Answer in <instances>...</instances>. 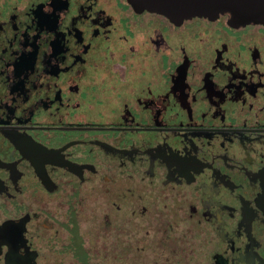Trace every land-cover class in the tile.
Listing matches in <instances>:
<instances>
[{
    "label": "flooded vegetation",
    "instance_id": "flooded-vegetation-1",
    "mask_svg": "<svg viewBox=\"0 0 264 264\" xmlns=\"http://www.w3.org/2000/svg\"><path fill=\"white\" fill-rule=\"evenodd\" d=\"M138 1L0 0V264L77 257L74 205L55 246L59 194L92 185L138 199L149 186L133 208L156 214L169 264H264V20ZM124 219L95 226L117 229L121 264ZM93 245L83 264L105 262Z\"/></svg>",
    "mask_w": 264,
    "mask_h": 264
},
{
    "label": "rangeland",
    "instance_id": "rangeland-1",
    "mask_svg": "<svg viewBox=\"0 0 264 264\" xmlns=\"http://www.w3.org/2000/svg\"><path fill=\"white\" fill-rule=\"evenodd\" d=\"M118 34H121V36H117ZM109 35H114L115 38L113 40L115 41L126 43L127 40L125 36H129L130 34L124 30L119 32L116 31L115 34L109 33ZM108 41H112V39H108ZM112 51H114V47H108L106 49L108 62L116 59V57L111 58L109 55ZM119 54L122 58L127 55L122 54V52H119ZM130 55L134 56V54ZM128 72H132V70H128ZM129 180L133 184L134 181H137V179H133L132 177H129ZM92 186H90L86 192H71L69 186L66 187L67 190L64 188V191L60 192L58 208L59 215L58 218L54 219V226L58 229V240L55 242V246L59 247L64 242L65 236L68 232V224H72L71 219H68L69 214L67 212L68 209L74 205L75 208L71 214V218L77 223L78 236H75V241L81 240V244L86 247L87 245H93L94 243L91 251L93 249L96 251L95 256L93 257L95 260L100 259L98 254H104L102 242L107 244L105 251V253L107 252V255L105 258L103 257L105 262L102 261L101 263L97 262L95 264L122 263L121 261L118 262L114 256L116 248L113 243L115 241V235L118 234V232H116L117 229L111 230L109 228L104 232L106 235L105 237L103 234L100 235V231H97L98 229L95 227L98 226L99 221L104 217L105 211L116 220L125 217L123 220L125 222L124 229L128 235H123L121 241L122 249L125 253L127 252L128 256L124 259L123 264H169L168 258H166L169 251L167 245L169 244V240H163L161 224L156 223V214L153 216V210L149 212L147 209L146 214L142 216L137 210L139 205L142 204V202L138 203V200H147L149 197V186L141 187L139 192L143 196L142 198L140 197V199L137 198V195L123 194V196H121L115 191H104V187H97L95 189L92 188ZM125 187L126 184H124V189ZM152 193L151 198L154 197ZM79 195L82 196L80 204L76 202ZM117 203H119L121 207H116ZM68 205L70 206L67 207ZM134 206L137 209H134ZM184 225L183 221H178L173 225V229L178 236L184 238L185 241H183V244H186V251H189L191 241L188 240L187 235L182 233L185 227ZM91 236L97 238V241L88 240ZM41 244L44 249L48 246L44 241L41 242ZM53 253L52 256L42 257L41 264H83V261L74 257L69 251L65 253L60 250L57 253L56 250V254Z\"/></svg>",
    "mask_w": 264,
    "mask_h": 264
},
{
    "label": "water",
    "instance_id": "water-1",
    "mask_svg": "<svg viewBox=\"0 0 264 264\" xmlns=\"http://www.w3.org/2000/svg\"><path fill=\"white\" fill-rule=\"evenodd\" d=\"M141 6L164 12L172 19L193 14L214 17L228 14L227 21L243 24L264 20V0H139Z\"/></svg>",
    "mask_w": 264,
    "mask_h": 264
},
{
    "label": "trees",
    "instance_id": "trees-1",
    "mask_svg": "<svg viewBox=\"0 0 264 264\" xmlns=\"http://www.w3.org/2000/svg\"><path fill=\"white\" fill-rule=\"evenodd\" d=\"M76 235L78 236V232H76ZM86 247L84 245L81 244V240L80 241H75V256H77V259H80L81 261L84 262V258H85V249Z\"/></svg>",
    "mask_w": 264,
    "mask_h": 264
}]
</instances>
